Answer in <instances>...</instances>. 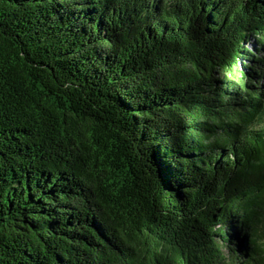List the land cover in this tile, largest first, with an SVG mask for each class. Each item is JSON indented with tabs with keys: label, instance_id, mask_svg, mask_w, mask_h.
I'll return each mask as SVG.
<instances>
[{
	"label": "trees",
	"instance_id": "1",
	"mask_svg": "<svg viewBox=\"0 0 264 264\" xmlns=\"http://www.w3.org/2000/svg\"><path fill=\"white\" fill-rule=\"evenodd\" d=\"M262 71L264 0H0V264H264Z\"/></svg>",
	"mask_w": 264,
	"mask_h": 264
},
{
	"label": "rangeland",
	"instance_id": "2",
	"mask_svg": "<svg viewBox=\"0 0 264 264\" xmlns=\"http://www.w3.org/2000/svg\"><path fill=\"white\" fill-rule=\"evenodd\" d=\"M255 42H257L256 40H253L252 42H250V46H251V48H255ZM256 64L254 63V64H248V67L249 68H256ZM259 83L263 86V88H264V71H262L261 72V74H260V78H259ZM229 259V258H228Z\"/></svg>",
	"mask_w": 264,
	"mask_h": 264
}]
</instances>
